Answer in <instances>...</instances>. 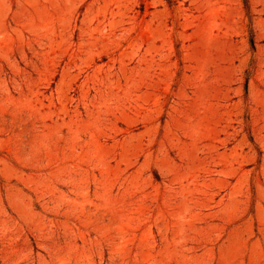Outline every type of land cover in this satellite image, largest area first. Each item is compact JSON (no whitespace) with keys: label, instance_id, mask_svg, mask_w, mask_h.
<instances>
[{"label":"rangeland","instance_id":"374dc122","mask_svg":"<svg viewBox=\"0 0 264 264\" xmlns=\"http://www.w3.org/2000/svg\"><path fill=\"white\" fill-rule=\"evenodd\" d=\"M0 264H264V0H0Z\"/></svg>","mask_w":264,"mask_h":264},{"label":"trees","instance_id":"16d2710c","mask_svg":"<svg viewBox=\"0 0 264 264\" xmlns=\"http://www.w3.org/2000/svg\"><path fill=\"white\" fill-rule=\"evenodd\" d=\"M168 2H169V3H172V2H173V0H168Z\"/></svg>","mask_w":264,"mask_h":264}]
</instances>
